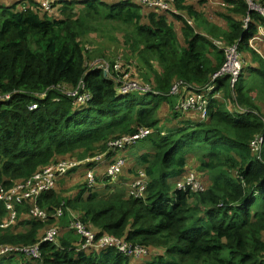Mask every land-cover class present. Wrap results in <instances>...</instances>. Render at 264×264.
<instances>
[{
  "label": "trees",
  "instance_id": "obj_1",
  "mask_svg": "<svg viewBox=\"0 0 264 264\" xmlns=\"http://www.w3.org/2000/svg\"><path fill=\"white\" fill-rule=\"evenodd\" d=\"M41 1L0 9V95L10 96L0 101V190L27 180L65 155L83 162L66 174L85 168L82 181L72 179L80 183L72 195L59 193V187L40 194L37 204L51 215L46 220L30 215L31 199L15 206V224L21 214L30 218L20 221V229L14 223L0 226V248L37 244L39 257L9 252L0 256V264H264V146L260 154L251 147L258 136L264 142V115L251 113L254 109L260 113L252 89L264 98V55L251 51L257 66L241 60L233 92L249 111L227 108L224 99L234 102L228 76L216 79L222 98L209 97L205 120H200L199 110L185 105L182 96L190 88L204 87L220 69L224 51L213 40L237 44L239 50L246 43L249 33L241 19L248 12L247 0L220 2L224 9L218 15H224L226 27L216 36L211 30L215 22L210 21L209 30L203 26L208 36L191 24L208 19L209 0H173L181 14L145 7L138 0H50L48 11ZM251 1L264 11V0ZM183 13L193 21L185 20ZM169 15L178 21L183 43ZM250 15L257 23L263 21L253 11ZM98 17L127 27L124 40L129 54L120 52L121 64L111 61L107 73L90 67L93 52L84 36V24ZM138 64L149 69L152 89L140 88ZM86 94L91 99L80 104L77 97ZM170 96L177 99L169 100ZM168 107L171 115L165 116ZM135 134L139 136L126 143L125 150L137 147L139 153L124 155L120 174L131 163L130 156L138 159L147 179L143 197L115 192L105 163L95 171L94 186L105 190L89 187L86 172L97 164L96 158L113 156L114 143ZM191 154L199 170L209 174L208 182L201 172H190L193 181L202 180L201 185L179 190L176 182L193 170ZM58 210L62 213L57 218L53 214ZM7 214L0 201V223ZM65 215L68 223L75 216L97 237L113 235L148 253L128 258L114 247L78 250L81 236L71 227L77 239L62 236L60 219ZM55 219L57 241H44L45 230Z\"/></svg>",
  "mask_w": 264,
  "mask_h": 264
},
{
  "label": "built area",
  "instance_id": "obj_2",
  "mask_svg": "<svg viewBox=\"0 0 264 264\" xmlns=\"http://www.w3.org/2000/svg\"><path fill=\"white\" fill-rule=\"evenodd\" d=\"M139 3L145 7H154L157 8L165 13L168 14H179V11L173 4V0H138ZM249 8L250 5H253L251 0H247ZM41 5L43 9L49 10L50 9V0H42ZM258 8H253V10L258 11L264 17V11L260 6ZM252 9V8H251ZM251 22L249 17H246L243 20V27L245 29L248 28L249 23ZM247 25V26H245ZM259 36H264V26L258 33L252 35L248 42L252 41L253 39L258 38ZM217 47L223 48L224 51V61L219 70L214 72L211 75V79L209 83L206 84L202 88H190V91L182 95L184 96L183 99H187L185 105L187 107L196 108L199 110V118L200 120H205L207 118V102L210 96H218V91L216 90V79L221 78L223 76L229 77V87L233 93V100L237 102L236 97L234 95V90L237 85L241 69H242V61L239 57L238 53V45H224V43L220 40H213ZM90 67L96 68L92 63H90ZM104 73H107L110 70L109 63H102L99 68ZM177 90V86L173 88V91ZM70 95L71 93L68 92ZM10 98L9 94L0 95V101L8 100ZM91 97L86 94L83 96L77 97V101L80 104H83L89 101ZM36 105H32L30 108H35ZM242 107V106H241ZM249 111V110H248ZM243 112V111H238ZM147 132H141L140 135L145 134ZM138 134H135L131 137L125 136L120 140L116 141L115 150L116 152L118 149L125 148V144L132 140V138L137 137ZM139 136V135H138ZM251 147L257 153H261V150L264 146L263 138L257 137L251 142ZM97 164L92 169H88L86 172V183L89 187H93L96 185L95 180V171L97 167L101 163H105V174L106 177L110 181L116 180L117 175L122 171L126 160L121 156H115V154L109 158H105L104 156H99L96 158ZM82 163L76 159H66L63 161H59L56 164H52L46 166L44 169L39 170L38 172L34 173L30 178L23 182L16 183L14 187H11L7 190H0V201L3 202L6 210H7V217L0 223V226L6 227L16 220L17 211L15 206L17 204H21L25 199H31L33 201L32 205L30 206L29 213L30 215L39 220H46L51 215L46 212L45 209L40 207L37 204V198L46 190L52 189L55 185L56 180L65 175L70 169L74 168L75 166ZM186 175L184 178H186ZM182 178L181 180L177 181L176 187L179 190H185L187 187L195 189L198 187V184L193 182L192 178H186V181ZM183 180V181H182ZM147 187V179L145 177V173H140L136 179H134L130 183V190L129 195L139 198L143 197L145 190ZM26 202V201H24ZM62 212L58 210L56 213L53 214L54 217H59ZM70 227L81 236V243L78 247V250L83 251H90L92 249H105V248H116L120 252H122L128 258H138L147 255L144 249H136L133 248L130 244H128L125 240H122L118 237L109 234H103L101 236H96L95 232L91 229H87L84 224L75 216L70 222ZM58 227L51 226L46 229L43 240L54 243L57 241L58 235ZM9 252H20L27 256L37 258L39 257V249L37 244L33 245H22V246H4L0 248V256L7 254Z\"/></svg>",
  "mask_w": 264,
  "mask_h": 264
},
{
  "label": "rangeland",
  "instance_id": "obj_3",
  "mask_svg": "<svg viewBox=\"0 0 264 264\" xmlns=\"http://www.w3.org/2000/svg\"><path fill=\"white\" fill-rule=\"evenodd\" d=\"M25 1L27 0H0V9L7 6L8 4L6 3H21L23 4ZM37 1V0H35ZM96 3L98 2H106V3H110L111 0H94ZM131 2H134L135 0H130ZM222 0H209V9H208V19H206V21H202V20H197L194 24H195V29L203 32L202 35H206L208 36L209 33L207 31H203V26L207 25L210 26L211 23L213 24V22H215L216 25H218L219 22H221L222 25L225 24V19H224V15L220 16L218 15V13L222 12L224 9V6H222L220 4ZM23 2V3H22ZM30 2V1H29ZM16 4V5H17ZM257 4L250 5V7L253 8H258ZM100 9H104V8H100ZM183 15L186 17V13ZM187 18V17H186ZM185 18V20H186ZM188 19V18H187ZM168 20L171 21V23L173 24L174 27H177L178 25V21L175 20L174 18H172V16H168ZM189 21H191V19H188ZM184 20H182L183 22ZM211 21V23H210ZM1 24V21H0ZM192 25H194L193 23H191ZM214 25V24H213ZM247 26V25H245ZM84 28H85V38L87 39V46H90L89 48L92 50V54L89 55L90 59H91V63L96 67L99 68L100 65L102 63H109L111 61H117L116 64L120 63L121 64V59H120V52L121 53H126L129 54L128 49L126 48V43L124 38L126 37L125 35V31L127 30V27L119 22L116 21H111V20H105L102 17H98L95 20H89L88 22H86L84 24ZM206 29V28H205ZM177 31L178 27H177ZM211 35V34H210ZM214 36H216L215 33H213ZM212 36V35H211ZM177 37L178 39L182 42V36L180 35V32L177 33ZM211 38H216V37H211ZM183 43V42H182ZM246 44V45H245ZM32 45L35 47V43H32ZM255 51L256 53H259L262 55H264V36H259L256 39H253L252 41L247 43H244V45L242 46L241 50L238 49V53H239V57L241 60L247 61L249 62L248 65H253L254 63L257 66V61L254 59V57L251 55V51ZM123 58V57H122ZM133 61H135V57L131 58ZM137 61V59H136ZM137 64V63H136ZM139 67L138 69V74H137V78L143 82L140 85V88L142 89H152V83L150 80V74H149V69L145 68L144 66H142L141 64H138ZM154 65H156L154 63ZM264 65V62H263ZM109 72V71H108ZM142 74L148 76V80L143 78ZM248 79L251 78V76L246 77ZM152 86V87H151ZM129 88H123V91H126ZM252 96H256L255 98V103L259 106L258 109H260V113L259 111H257V109L251 110V113L257 116H263L264 115V98H259L260 93L259 91L255 88L252 89ZM217 99L222 98V93H219V95L216 97ZM176 100L177 97L176 96H170L169 100ZM224 101L227 103V108L234 112V111H248V108H244L240 106V103L237 102H233V101H229V100H225ZM170 108H166V110L164 112H166L165 116H169V114L171 115V112H169ZM139 153V148L137 147H129L127 150H125V148L123 149H118L115 152V156H121L124 157V155H133V154H138ZM70 157L68 155L62 156L61 159L59 161H63L66 159H69ZM126 159V158H125ZM77 160V159H76ZM57 161V162H59ZM79 161V160H78ZM56 162V163H57ZM129 162H131L129 165H126L125 169H124V173L123 174H118L116 177L117 183H110V187L115 190V192H125V188L123 187H127V182L129 177L133 176L134 172L138 170L136 177L133 176V180L136 179L138 177V175L140 173H145L144 172V168L140 169L142 167H140L138 165V159L133 158V156H130V160ZM54 163V164H56ZM83 163V162H82ZM81 164V163H80ZM198 162L196 161V159L194 158V155H189V169H193L192 171H189L187 173L186 178H192V175H188L190 172L196 173L197 172H201L202 176H200L202 179L204 178L206 183L208 182V178H209V174L207 172L201 171L199 170V168L197 167ZM52 165V164H51ZM104 167V163H101L97 169H102ZM84 166H80L75 172H73L71 175L66 174L65 176H63L61 179H59L55 185L53 186L52 189H56V187H59V193L63 194L64 196L67 195H72V193L76 190H78L80 188V183L77 182L74 183L72 179H76L78 181H82L83 177L81 178L80 174L83 173L84 170ZM75 169V168H74ZM101 171V170H100ZM101 173V172H98ZM70 174V173H69ZM186 175V174H185ZM199 176V175H198ZM186 178H184V180L186 181ZM174 178L169 179L170 182V187H174L175 182H174ZM181 180V179H180ZM183 181V180H182ZM196 184H198V186L201 185L202 180L198 179L196 181H193ZM82 184V183H81ZM117 185V186H115ZM69 186V187H68ZM93 190H96L97 192H103L105 189L102 187V185L98 186V187H94L92 188ZM85 195L87 194V192L85 191L84 193ZM26 219L24 216H22L17 223L14 225L15 227H17V229H19V227L21 226V220ZM58 219H55V224L52 226H57L58 225ZM51 227V226H50ZM46 231V230H45ZM72 238H74L75 240L77 239V236L74 233H70ZM155 256H152L151 258L153 259Z\"/></svg>",
  "mask_w": 264,
  "mask_h": 264
},
{
  "label": "crops",
  "instance_id": "obj_4",
  "mask_svg": "<svg viewBox=\"0 0 264 264\" xmlns=\"http://www.w3.org/2000/svg\"><path fill=\"white\" fill-rule=\"evenodd\" d=\"M6 4H11V3H6ZM250 11H253L255 14H257V16H258V19H263V21L261 22V23H257V22H255V21H253V19H254V17L252 16V15H250ZM180 13V12H179ZM181 14V13H180ZM186 17L189 19V17H188V15H186ZM185 17V18H186ZM246 17H249L250 18V20L251 21H253L252 22V24H253V28L251 27V26H248V28L247 29H245V32H247V33H249V36H248V38H247V40H246V43H247V41L249 40V38L252 36V35H254V34H256V33H258L261 29H263V24H264V17H263V15L262 14H260L258 11H256V10H253V9H251V8H248V12L246 11L244 14H243V17H242V19H241V21H243ZM186 18V19H187ZM191 19V18H190ZM192 21H193V19H191ZM191 22V21H190ZM251 23V22H250ZM249 23V24H250ZM194 24V23H193ZM257 24V25H256ZM226 27V20H225V24L224 25H222L221 24V22H219L218 23V25L217 26H213V28H211V26H208V30H209V28H211V30L212 31H214V33H217V34H220L219 32L221 31V29H224ZM244 44H242V46H243ZM246 45V44H245ZM251 51V50H250ZM253 66V65H252ZM254 66H256L255 65V63H254ZM95 163V162H94ZM84 164H86V163H84ZM57 181V180H56ZM115 181V180H114ZM56 183V182H55ZM74 183H77V182H74ZM111 183H112V181H111ZM96 186V185H95ZM117 186V185H116ZM69 187V186H68ZM94 187V186H93ZM123 188H125L124 190H125V193H127V194H129V190H130V183H128L127 182V187H123ZM105 189V188H104ZM22 216H24L25 218H28L29 217V215L27 216L26 214H21L20 215V218L22 217ZM30 218V217H29ZM68 215H65L64 217H62L61 219H60V227H61V229L63 230L62 231V236L65 238V239H67V240H70V241H74L73 240V238H72V236H71V231H69V227H70V223H68ZM46 227V226H45ZM45 227H44V229H45ZM21 228V226L19 227V229ZM44 229H42V230H40L39 231V235H41L43 232H44Z\"/></svg>",
  "mask_w": 264,
  "mask_h": 264
},
{
  "label": "clouds",
  "instance_id": "obj_5",
  "mask_svg": "<svg viewBox=\"0 0 264 264\" xmlns=\"http://www.w3.org/2000/svg\"><path fill=\"white\" fill-rule=\"evenodd\" d=\"M179 181V180H178ZM177 183V182H176Z\"/></svg>",
  "mask_w": 264,
  "mask_h": 264
}]
</instances>
